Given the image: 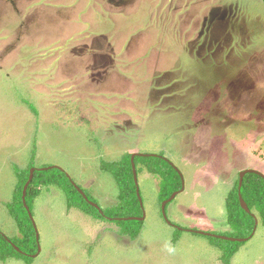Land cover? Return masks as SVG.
I'll list each match as a JSON object with an SVG mask.
<instances>
[{
	"label": "rangeland",
	"instance_id": "obj_1",
	"mask_svg": "<svg viewBox=\"0 0 264 264\" xmlns=\"http://www.w3.org/2000/svg\"><path fill=\"white\" fill-rule=\"evenodd\" d=\"M33 149L35 168L65 171L103 208L119 203L120 189L101 162L129 153H163L185 188L166 220L160 180L140 165L145 220L136 241L45 188L32 264H223L195 231L230 237L228 194L241 171L264 170V0H0L8 238L18 236L5 207L14 166L27 168ZM176 229L185 231L174 244Z\"/></svg>",
	"mask_w": 264,
	"mask_h": 264
},
{
	"label": "trees",
	"instance_id": "obj_2",
	"mask_svg": "<svg viewBox=\"0 0 264 264\" xmlns=\"http://www.w3.org/2000/svg\"><path fill=\"white\" fill-rule=\"evenodd\" d=\"M133 155V153L126 154L117 162H101V170L112 175L119 186L118 204L103 208L97 200L86 193L88 199L101 208L98 209L92 206L75 188L74 181L65 171L50 166L52 168L48 170H37L33 181L29 185L26 203L31 213L34 216L36 200L41 196L43 190L56 187L64 193L69 210L78 209L96 220L115 223L121 228L122 235L136 241L144 229V221L125 220L144 216V209L137 194L138 187L134 180ZM35 156L36 149H33L31 161L27 168L14 166L17 183L13 199L5 204V207L16 222L18 236L13 239L8 238L0 231V262L3 263L10 259H19L27 264H32L34 261L33 255H36L40 248L36 229L23 200L24 187L29 181L31 169L35 168ZM135 164L138 174L141 172L140 165H143L150 174L160 180L159 200L161 203L170 199L175 192L183 189V175L172 166L163 153L158 154L156 157L136 156ZM240 192L251 213H247L242 208ZM226 207L228 213L227 223L232 230L230 237L243 239L244 241L232 242L216 237L207 238L214 247L220 250L222 263L231 264L233 257L254 236L257 227L256 221L259 220L264 226V176L260 173L247 174L241 191H239L238 181L226 198ZM183 231L185 229L175 230L174 244L179 241ZM14 245L21 252L17 251Z\"/></svg>",
	"mask_w": 264,
	"mask_h": 264
},
{
	"label": "water",
	"instance_id": "obj_3",
	"mask_svg": "<svg viewBox=\"0 0 264 264\" xmlns=\"http://www.w3.org/2000/svg\"><path fill=\"white\" fill-rule=\"evenodd\" d=\"M136 156H143V157H156L158 155L156 154H134L133 157H132V165H133V173H134V180H135V183H136V186L138 187L137 189V194H138V197L140 199V202H141V205L143 207V201H142V198H141V195H140V191H139V181H138V171H137V167H136V164H135V158ZM172 164V163H171ZM172 166L178 171L180 172L177 167H175L173 164ZM52 167H47V168H40V169H37V168H33L31 169V174H30V178H29V181L27 182V184L25 185L24 187V191H23V200H24V204H25V207L26 209L28 210L29 212V215H30V218L33 222V225L36 229V232H37V239L39 241V232L37 230V225L35 223V220H34V216L33 214L31 213L30 209H29V206L27 205L26 203V197H27V192H28V188H29V185L31 184V182L33 181V178H34V174L37 170H48ZM181 173V172H180ZM249 173H257L256 171L254 170H250V169H247V170H243L240 172V175H239V191H241V188L243 186V182H244V178L247 174ZM73 185L75 186V188L79 191V193L84 197V199L86 201H88L92 206L100 209L101 207L94 203V202H91L86 193L75 183L73 182ZM185 188V183H183V189L181 191H183ZM181 191H177L175 192L172 197L170 199H168L167 201L163 202L162 203V214L164 216V218L167 220V206L174 200L176 199V197L181 193ZM240 200H241V206L242 208L247 212V213H251V210L248 206V204L243 200L242 196H241V192H240ZM125 220H139V221H144L145 220V216H143L142 218H129V219H125ZM259 224V220L256 221V226ZM195 233L199 234V235H202V236H206V237H216V238H219V239H223V240H227V241H232V242H243L244 240L243 239H236V238H231V237H223V236H217V235H213V234H209V233H205V232H200V231H195ZM15 249L19 252H21L19 250V248H17L16 246H14Z\"/></svg>",
	"mask_w": 264,
	"mask_h": 264
},
{
	"label": "crops",
	"instance_id": "obj_4",
	"mask_svg": "<svg viewBox=\"0 0 264 264\" xmlns=\"http://www.w3.org/2000/svg\"><path fill=\"white\" fill-rule=\"evenodd\" d=\"M261 173L264 175V170ZM231 264H264V226L261 222L254 236L233 257Z\"/></svg>",
	"mask_w": 264,
	"mask_h": 264
}]
</instances>
